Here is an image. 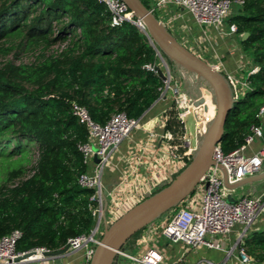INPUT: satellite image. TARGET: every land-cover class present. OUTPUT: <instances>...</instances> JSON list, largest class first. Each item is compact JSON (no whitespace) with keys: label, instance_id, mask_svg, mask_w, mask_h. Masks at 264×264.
<instances>
[{"label":"trees","instance_id":"16d2710c","mask_svg":"<svg viewBox=\"0 0 264 264\" xmlns=\"http://www.w3.org/2000/svg\"><path fill=\"white\" fill-rule=\"evenodd\" d=\"M140 1L151 10V0ZM241 1L227 23L236 26L237 35L248 33L240 45L257 72L246 78L248 90L226 119L223 154L242 146L250 127L259 125L264 105V0ZM15 42L28 51L64 48L30 64L0 65V164L8 169L0 183V239L18 230L22 237L16 252L59 251L68 239L89 234L94 224L88 203L92 191L77 183L87 170L78 147L87 142L88 131L73 107L85 109L98 125L119 113L139 119L163 87L145 69L159 65L158 58L136 26L111 27L110 13L97 0H0L1 52L8 53L6 45ZM164 117L169 143L185 167L192 155L183 157L185 129L174 104L169 103ZM142 231L122 252L131 251ZM243 247L264 264V229L248 230Z\"/></svg>","mask_w":264,"mask_h":264},{"label":"built area","instance_id":"2783aa9c","mask_svg":"<svg viewBox=\"0 0 264 264\" xmlns=\"http://www.w3.org/2000/svg\"><path fill=\"white\" fill-rule=\"evenodd\" d=\"M97 1L104 4L110 13L111 27H120L124 23H129L143 31L141 22L133 17L122 1ZM241 5V0H151V12L157 14L158 20L184 45L176 28V21L180 19V15L171 16L168 12L170 6L182 10L197 28L204 30L208 27L222 26L231 14L232 8ZM228 30L229 34H235L237 29L235 25H231ZM223 35H226V33H223ZM55 47L56 51H61L64 45ZM155 52L159 64L155 66L160 67L166 76V80L162 81L163 87L156 103L169 99V103L174 104L178 118L183 124L186 115L195 116L194 128L199 133L212 117L204 113L202 105L195 106L194 102L188 99L187 95L174 82L165 59L157 50ZM155 66L147 65L145 69L156 74ZM213 67L221 71V64ZM256 72L257 68L250 66L244 78L225 76L234 100L238 101L243 97L245 91L248 90L246 78ZM168 92L171 94L168 95ZM73 115L77 117L79 123L85 125L88 131L87 142L78 147L87 170L78 177L77 183L81 188L92 191L88 203L94 224L89 234L67 240L65 247L68 249L65 254H75L83 251L84 258L89 262L95 247L100 243L104 223L110 225L124 214L126 212L123 210L125 204L130 205L131 208L150 196L144 197L145 191L140 188L128 193L121 203H114L111 206L108 203V195L105 193L102 183L105 169L111 166L112 154L130 137L132 132L141 130L142 117L129 119L125 114L119 113L113 115L104 125H98L90 120L85 109L81 107L74 106ZM263 115L264 105L258 111V118ZM200 125L202 128H200ZM261 134L262 131L259 125L251 126L250 133L244 139L242 146L228 154H223L220 145H217L212 157L216 165L209 168L198 186L203 188L198 210L187 209L181 204L161 228L162 237L174 243L184 244L192 249L205 247L209 250L224 251V246L218 241V237L227 236L236 227H240L241 233L232 248L225 252L226 257L235 254L238 264H258L247 255L243 247V238L252 224L260 217H264V192L257 196L240 197L237 201L228 203L217 165L224 169L230 185L259 173L264 165V146L251 155L245 154V150L254 138L260 137ZM152 136L155 137L156 135ZM160 138L166 142L171 156L181 161L182 168H184L182 158L175 153L177 147L169 143L172 140L171 134L164 132L160 135ZM182 140L186 149L183 157L192 155L194 150L191 149L190 141L185 139V134ZM94 156L97 158L98 163L93 161ZM21 237L22 233L15 230L0 239V264H26L46 260L43 254L51 251L45 248H35L22 253L16 252V245ZM27 253H31L29 258L17 261L18 258ZM119 255H123L131 264H164L163 257L156 250H148L140 256H131L122 252ZM34 257L35 259H32ZM171 264L184 263L183 260H177ZM193 264L215 263L202 259Z\"/></svg>","mask_w":264,"mask_h":264},{"label":"crops","instance_id":"0c3cea01","mask_svg":"<svg viewBox=\"0 0 264 264\" xmlns=\"http://www.w3.org/2000/svg\"><path fill=\"white\" fill-rule=\"evenodd\" d=\"M168 12L171 16L180 15V19L176 21L178 35L181 37L182 43L194 54L210 65L221 64L220 72L224 76L229 75L236 78H244L246 76L247 70L251 66L249 57L242 51L240 45L241 36L229 34L227 20L222 26L200 30L182 10L170 6ZM223 33H226V35H223ZM178 73L179 75H172L173 79L175 76L179 78V82L175 79L174 82L187 95L188 99L193 101L199 98L201 96L202 82H198L194 75L192 76V74H188L183 70H179ZM204 103L207 106V111H204V113L213 117L214 106L211 105V100L204 98ZM168 105L169 99L158 103L155 102L143 114L141 130L132 132L130 137L112 154L111 166L105 169L102 177L103 188L108 195L109 205L121 203L128 193L140 188L145 191L144 197L152 195L168 185L183 169L182 162L171 156L166 142L160 138V135L165 132L164 113ZM191 116L193 118L195 136L191 149L195 150L197 147L196 135L198 133L194 128L195 116ZM259 126L262 134L260 137L254 138L253 142L247 146L245 150L247 155L256 153L264 146V115L259 118ZM154 134L156 135L155 137L152 136ZM185 139L191 143L190 138L187 137L186 129ZM263 174L264 165L259 173L248 177L250 180L245 178L248 181L239 188L231 189L223 185L226 197H230L232 201H237L240 197H252L263 193ZM220 176L223 178L221 171ZM202 191V186L198 187L185 200L182 206L197 211L201 202ZM129 206L125 204L123 210L127 211L130 208ZM159 219L141 232L130 252L122 253L140 256L148 250H156L163 257L164 264H171L177 260H183L184 264H193L202 259L210 260L215 264H238L235 254L226 257L225 252L232 248V245L237 240L241 233L240 227H236L227 236L218 237V241L224 246V251L209 250L205 247L192 249L184 244L174 243L162 237L161 228L169 218ZM262 229H264V217H260L249 228L250 231ZM86 262L84 254L78 252L75 254H64L57 259H46L27 264H86ZM114 264H131V262L123 255H118Z\"/></svg>","mask_w":264,"mask_h":264},{"label":"water","instance_id":"95a60500","mask_svg":"<svg viewBox=\"0 0 264 264\" xmlns=\"http://www.w3.org/2000/svg\"><path fill=\"white\" fill-rule=\"evenodd\" d=\"M120 1L127 6L133 17L141 22L143 32L150 44L163 58L186 73L194 75L197 81L206 86L205 93L211 98L215 112L210 122L196 135L197 147L192 152L190 162L174 179L159 191L131 207L112 224L107 225L104 223L100 243L95 247L88 264H114L117 256L122 252V248L136 233L179 207L196 191L209 168L216 165L212 158L213 153L217 145H220L226 119L236 102L225 76L182 45L140 0ZM247 37L248 33H244L241 36V41H245ZM154 70L161 81L166 80V76L160 67L155 66ZM174 79L179 82L177 76ZM194 105H202L203 110L207 111L204 98L196 100ZM200 128H202L201 125ZM93 161L98 163L95 156ZM217 167L223 174L222 183L227 188H239L248 179L250 180L248 178L230 185L224 169L218 165ZM226 199L233 202L230 197ZM67 249L65 247L59 251L45 253L43 256L46 259H57L65 254ZM30 256L31 253H27L18 258L17 261L26 260Z\"/></svg>","mask_w":264,"mask_h":264},{"label":"rangeland","instance_id":"374dc122","mask_svg":"<svg viewBox=\"0 0 264 264\" xmlns=\"http://www.w3.org/2000/svg\"><path fill=\"white\" fill-rule=\"evenodd\" d=\"M16 44H17V42L13 43V45H6V46L11 47V50L6 54L1 52V50H0V65L4 64L7 61H13L16 64H30L32 62H35L37 59L41 58L42 55L48 56L50 54H54L55 51L57 50L56 47L53 46V47H50L48 49H46L44 47H40L37 50L28 51V50L19 49V47H17ZM165 61H166V59H165ZM167 66H168L169 71L171 72V75H173V76L176 74L179 75L178 71L182 70V69L177 68L175 65H173V67L170 68L168 63H167ZM206 90H207L206 86L202 83L201 94H200L201 96L199 98L193 100V102L195 103L196 100H199L200 98H205V99L211 100L210 97H208L206 95V93H205ZM170 94L171 93L168 92V95H170ZM211 105L214 106L212 103H211ZM214 112H215V109H213V115H214ZM184 125H185V129H186L187 137L190 138L191 144L193 145L195 136H194V130H193V118L190 114H188L184 117ZM7 170L8 169H7L6 164H0V183H3V181L5 180ZM227 202L232 203L231 201H228V200H227ZM173 213H174V211H170V212L166 213L165 215H163L160 219L163 220L165 218H170ZM81 252L84 253L83 251H81ZM86 264H88V261L86 262Z\"/></svg>","mask_w":264,"mask_h":264},{"label":"bare ground","instance_id":"6f19581e","mask_svg":"<svg viewBox=\"0 0 264 264\" xmlns=\"http://www.w3.org/2000/svg\"><path fill=\"white\" fill-rule=\"evenodd\" d=\"M32 259H35V257H34V258H32Z\"/></svg>","mask_w":264,"mask_h":264}]
</instances>
